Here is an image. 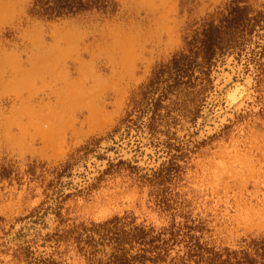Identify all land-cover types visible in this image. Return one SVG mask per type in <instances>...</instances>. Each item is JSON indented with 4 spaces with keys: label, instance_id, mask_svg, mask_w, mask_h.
Listing matches in <instances>:
<instances>
[{
    "label": "rangeland",
    "instance_id": "obj_1",
    "mask_svg": "<svg viewBox=\"0 0 264 264\" xmlns=\"http://www.w3.org/2000/svg\"><path fill=\"white\" fill-rule=\"evenodd\" d=\"M33 1L0 0V264H197L195 244L263 239L264 0H102L54 22ZM79 56L83 89L48 98ZM114 82L121 107L100 111Z\"/></svg>",
    "mask_w": 264,
    "mask_h": 264
},
{
    "label": "trees",
    "instance_id": "obj_2",
    "mask_svg": "<svg viewBox=\"0 0 264 264\" xmlns=\"http://www.w3.org/2000/svg\"><path fill=\"white\" fill-rule=\"evenodd\" d=\"M102 7H104L102 0H34L30 15L39 20L54 22L75 17L94 9L100 10ZM241 11L242 10L238 7L233 8L231 9V15L235 17V14L240 13ZM231 19L234 20V18H227L226 20H229L230 22ZM219 32V28L216 27H209L203 32V39L200 41L201 48L204 51L211 52L210 57L220 45ZM141 234L145 236L143 232H141ZM151 243L152 242L149 244ZM188 249L187 256L190 260L197 258V264H264V238L252 241L248 250H225V253H214L213 251H210L207 258L205 257L204 249L197 244L188 247ZM143 252L147 251L143 250ZM158 258L159 257L152 259L145 254H137L130 257H128L127 254H114L107 264L155 263ZM99 264L102 263L99 262Z\"/></svg>",
    "mask_w": 264,
    "mask_h": 264
},
{
    "label": "bare ground",
    "instance_id": "obj_3",
    "mask_svg": "<svg viewBox=\"0 0 264 264\" xmlns=\"http://www.w3.org/2000/svg\"><path fill=\"white\" fill-rule=\"evenodd\" d=\"M57 29V28H56ZM162 39V36L158 37L155 41V44L153 45V47H151V53H154L156 52L155 49L158 47L157 45H160V41ZM57 46H60V43L59 41L55 40V43H54V47H57ZM92 45H89V46H86L83 48V52L84 54L83 55H87V56H91L92 54ZM82 57L79 56L77 58H74L73 60H70V61H63V63H65V72L62 73L64 74V76H62V78H58L59 76H57L55 79H51L49 84L46 85V88L49 89L50 93L47 94L48 98H54V100H59L60 98L62 99H66L70 96H68L67 98H64L65 96L68 95L67 92H70V91H73L75 92V90H82L83 88L81 87L83 83H85L86 81V78H85V81H84V76H85V72H84V67H83V63L81 61ZM59 64V62H58ZM61 64V63H60ZM61 67V66H60ZM93 73V72H92ZM120 74H123L121 71H120ZM62 75V74H61ZM73 75H75L76 77H73ZM89 76V74H88ZM113 76L114 78H117L118 77V72L117 71H114L113 72ZM121 76V75H120ZM93 78H94V75H93ZM97 78V77H96ZM120 78H118L117 80H119ZM100 81V80H99ZM97 82H98V79H97ZM85 84H83V87H84ZM60 86H64L63 88H59ZM64 91V92H63ZM88 90H86L87 92ZM106 91V90H105ZM103 91V92H105ZM73 92V93H74ZM102 92V94H103ZM73 93L71 94V96H73ZM85 91L83 92L82 91V95L84 96L85 94L87 95V93H85ZM90 93V92H89ZM76 94V92H75ZM74 94V95H75ZM78 94V93H77ZM70 96V98H71ZM91 96V95H90ZM94 98H96V96L98 98H101V100L99 101V108H100V111H104L106 110L108 107H112L113 109V113H114V110L117 112L119 111L120 107H121V104H122V101H123V90L121 88L118 87L117 83H113L112 86H110L107 90V92L105 94H103L102 97L99 96V94H94ZM234 96V95H233ZM75 97V96H74ZM77 97V95H76ZM89 97V95H88ZM92 97V96H91ZM91 97H89L88 99H90ZM80 98L81 100H83L85 102V100L83 98L80 97V95H78L77 99ZM73 99V98H72ZM76 99V100H77ZM86 100L87 103H89L88 101L89 100ZM74 100V99H73ZM74 100V101H76ZM79 100V99H78ZM81 100L80 103H81ZM98 100V99H97ZM82 101V102H83ZM78 101H76L77 103ZM85 102V103H86ZM97 102V101H96ZM94 103V102H92ZM79 104V102H78ZM83 104V103H82ZM81 104V108L83 109V105ZM97 106V105H96ZM90 108V107H89ZM87 109V117L88 119H91L92 118V109ZM77 109V108H76ZM85 110V109H83ZM110 110V109H109ZM111 110V111H112ZM108 113V111H106ZM102 113V112H101ZM103 114V113H102ZM73 114H71L72 116ZM77 115V114H76ZM107 115V114H106ZM108 116V115H107ZM113 116V115H112ZM83 117V116H82ZM102 117V116H101ZM70 118V117H69ZM72 118V117H71ZM75 118V117H73ZM106 118V120H105ZM108 117H104V120L108 122L107 120ZM83 119V118H82ZM100 120V119H98ZM72 122V121H71ZM80 122V121H79ZM96 123V122H95ZM98 123V122H97ZM101 123V122H100ZM76 125V124H75ZM91 125V124H90ZM94 125V124H93ZM104 125V124H103ZM102 125V127H103ZM98 124L95 126L97 127ZM74 127V125H73ZM85 127V126H84ZM88 127V126H87ZM85 129H87L85 127ZM84 129V130H85ZM94 129V128H93ZM100 129H101V126H100ZM91 130V129H90ZM99 130V129H98ZM83 133V132H82ZM111 201V200H110ZM88 210V209H87Z\"/></svg>",
    "mask_w": 264,
    "mask_h": 264
}]
</instances>
